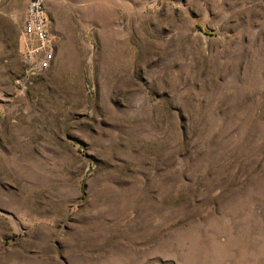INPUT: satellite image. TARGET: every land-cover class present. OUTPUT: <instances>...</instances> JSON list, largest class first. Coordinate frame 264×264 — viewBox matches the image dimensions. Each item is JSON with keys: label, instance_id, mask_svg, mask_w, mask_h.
Wrapping results in <instances>:
<instances>
[{"label": "rangeland", "instance_id": "374dc122", "mask_svg": "<svg viewBox=\"0 0 264 264\" xmlns=\"http://www.w3.org/2000/svg\"><path fill=\"white\" fill-rule=\"evenodd\" d=\"M0 0V264H264V0Z\"/></svg>", "mask_w": 264, "mask_h": 264}, {"label": "built area", "instance_id": "2783aa9c", "mask_svg": "<svg viewBox=\"0 0 264 264\" xmlns=\"http://www.w3.org/2000/svg\"><path fill=\"white\" fill-rule=\"evenodd\" d=\"M21 35L28 42L23 52L26 73L32 74L46 69L52 59V47L44 0H26Z\"/></svg>", "mask_w": 264, "mask_h": 264}]
</instances>
